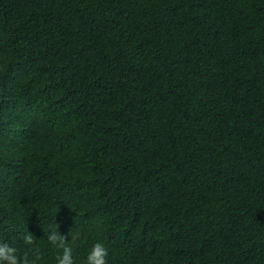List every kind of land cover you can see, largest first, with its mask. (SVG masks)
<instances>
[{"label":"trees","instance_id":"obj_1","mask_svg":"<svg viewBox=\"0 0 264 264\" xmlns=\"http://www.w3.org/2000/svg\"><path fill=\"white\" fill-rule=\"evenodd\" d=\"M54 230L264 264V0H0V243L58 264Z\"/></svg>","mask_w":264,"mask_h":264},{"label":"clouds","instance_id":"obj_2","mask_svg":"<svg viewBox=\"0 0 264 264\" xmlns=\"http://www.w3.org/2000/svg\"><path fill=\"white\" fill-rule=\"evenodd\" d=\"M48 241L52 243L59 241L63 247L62 259H59L58 264H74L71 247L65 244L64 236H61L57 230H54L48 234ZM25 244H34L33 236L29 232L25 234ZM107 256L108 252L104 245L97 242L87 255V264H107ZM37 259H39L38 251ZM4 261H7V264H28L27 254L20 257L17 255V250L15 248L9 247L7 244L0 243V264H3ZM33 264H36L35 260L33 261Z\"/></svg>","mask_w":264,"mask_h":264}]
</instances>
